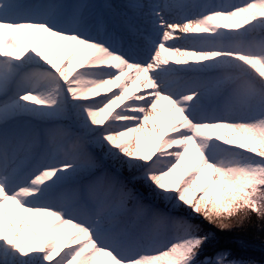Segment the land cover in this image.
Listing matches in <instances>:
<instances>
[{"label": "snow or ice", "instance_id": "1", "mask_svg": "<svg viewBox=\"0 0 264 264\" xmlns=\"http://www.w3.org/2000/svg\"><path fill=\"white\" fill-rule=\"evenodd\" d=\"M247 229L264 0H0V264H264Z\"/></svg>", "mask_w": 264, "mask_h": 264}, {"label": "trees", "instance_id": "2", "mask_svg": "<svg viewBox=\"0 0 264 264\" xmlns=\"http://www.w3.org/2000/svg\"><path fill=\"white\" fill-rule=\"evenodd\" d=\"M217 241L220 246L231 247L237 250L240 249V242L244 241L251 246L246 251L259 256L261 254L260 244L264 242V234L257 233L254 229L217 233Z\"/></svg>", "mask_w": 264, "mask_h": 264}]
</instances>
